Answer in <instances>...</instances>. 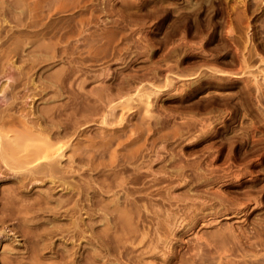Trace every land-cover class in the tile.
<instances>
[{
  "label": "rangeland",
  "instance_id": "rangeland-1",
  "mask_svg": "<svg viewBox=\"0 0 264 264\" xmlns=\"http://www.w3.org/2000/svg\"><path fill=\"white\" fill-rule=\"evenodd\" d=\"M203 1L79 2V17L85 24H80L82 40L80 36L75 37L79 33L72 40L80 38L78 42L82 47L88 42L97 45L99 50L96 51L100 53L96 59H88L90 61L84 64L91 71L82 65L84 70H77L73 77L80 81L90 75L87 86L95 87L101 86L108 78L107 82L112 86L118 84L113 88L124 86L126 89L124 83L127 86L132 84L130 93L127 92L129 88L125 91L127 95L132 93L133 100H129L131 107L128 104L124 111L116 108L117 112L124 113L126 124L121 123L120 118L116 122L112 118L115 123L112 119L111 122H102L100 116L89 121V126L88 121L85 122L94 140L101 139L104 129L111 133L112 145L108 154L97 160L103 162L100 170L82 171L85 177L81 175L75 179L83 185L90 180L94 184H87L90 190L99 184L103 187L102 192L108 195L114 189L120 191L119 195L124 193L133 198L138 194V205L145 212V219L139 222L143 233L128 240L130 243L127 241L126 248L121 246L120 249L114 240L96 237L97 233L92 237L89 226L83 225L86 234L78 242L83 241L82 247L89 248L86 251L90 254L94 252L90 245L97 243L93 250L97 252L101 248V264H264V5L254 10V6L248 7L246 2L235 0H221L222 4ZM201 2L204 8L200 11H204L200 17L206 15L209 24L206 22L205 27L199 28L192 20L183 21L193 3L199 5ZM232 5H236L240 12V21L235 18ZM71 13L68 10L62 12L64 16ZM247 35L253 37L252 43L244 41ZM84 36L89 38L85 40ZM107 43L111 44L110 52ZM96 47L92 46L94 52ZM248 48L252 50V57L249 66L243 67L240 56ZM105 53L111 57L108 59ZM58 62L50 64L51 71L68 65L64 61ZM108 70L110 74L107 78L103 76L104 80L102 73ZM252 72L258 74V81ZM142 85L145 89H153L146 106H142L144 103L140 104L133 94ZM109 133H105L104 140L108 139ZM120 137H126L124 143ZM117 141L122 142L118 144ZM109 154L114 156L113 164L123 162L126 157L131 159V163H125L127 169L120 172L125 179L128 177L126 191L130 194L115 186L104 188L101 179L113 174L110 169L113 159ZM81 164L76 162V167ZM84 164L81 170L86 169L87 163ZM138 171L143 173L141 179H137ZM57 193L55 197L61 194ZM66 194L64 196H68ZM88 196L90 194L85 193L83 198ZM86 213L84 210L81 213L84 222L88 219L95 227L98 225L95 230L104 228L103 222L98 221L102 217L106 222L104 211L97 209L99 214L93 220L86 217ZM69 218L66 216L65 221L68 222ZM112 220L109 223L114 226ZM168 228L174 229L170 231ZM67 237L57 236L55 248L66 242L71 244L65 240ZM89 238L94 242L91 240L88 247ZM20 248L25 249V245L21 244ZM86 251L81 250L83 264L86 263L85 257L90 255Z\"/></svg>",
  "mask_w": 264,
  "mask_h": 264
},
{
  "label": "bare ground",
  "instance_id": "bare-ground-1",
  "mask_svg": "<svg viewBox=\"0 0 264 264\" xmlns=\"http://www.w3.org/2000/svg\"><path fill=\"white\" fill-rule=\"evenodd\" d=\"M80 1L72 0L71 3H66L65 0L64 2L63 0H0V246L4 243L0 252V264H83L81 262L83 260L81 250L83 248L86 251L89 248L84 249L82 247L83 241L81 243L78 241L81 240L83 234H86L83 227L86 224L89 226L90 232L92 231V237H95L94 234L97 233L96 237L99 235L102 240H114L116 241L114 243L116 246H120V249L121 246L126 248L128 240L138 238L137 236L143 233L139 228V222L145 219V212H143L142 207L140 208V204L138 205V194L133 198L124 195V193L119 195L120 191L114 189L111 195L107 193L106 195L104 191L102 192L103 187L99 184L101 188H97L98 185L95 184L96 187L93 186L90 190V186L87 185L90 180H87L86 185H83L81 181L77 182L81 175L83 178L85 177L83 176L84 171L94 170L95 168L100 170L103 162L97 160L108 154L107 151L110 150L112 145V139L109 138L112 137L111 133L104 129L105 133L110 134V136L106 134L108 139H103V136H105L103 132L104 135L101 139L104 141H101V139L94 140L93 135L86 129V124L88 123L89 126V121L96 120L95 116L102 117V122H111L112 118L116 122V119L120 118L123 120L121 123H124V113L117 112L116 108H123L124 111L126 107L128 108L129 100H133L132 93L131 95L126 93L127 90L129 92L133 89L132 84L129 85L128 81V83L126 82L128 86L124 82L122 84L124 83L127 88L130 86L132 89L126 88V90L122 85L123 87L120 88L117 86L118 90H116L117 88L115 87V89L113 86L118 84L112 86L111 82H107L109 78L104 79V77L109 76V70L106 72L104 70L102 73L104 75L100 73L101 77L104 76L105 81L101 83V86L98 84V87L94 85L87 86V77L90 76V73L85 72L89 76L85 75L86 78L80 81L73 77L77 74V70H84L82 65L97 57L96 55L100 53L96 51L99 50L97 45L98 48L92 43V45H89L90 43L87 41L88 43L85 42L87 44L82 47V44L78 42V39L82 37L80 32H83L80 24H85L82 23V18L79 17L81 14L78 10L79 4H81ZM204 1L206 2V0ZM209 1L210 3L214 2V4L216 2L222 4L221 0ZM235 1L239 3L246 2L248 7L254 6V10L264 5V0ZM203 3L201 2V5L193 3L192 10L184 15L183 21L192 20L193 25L199 28L209 24L205 19L206 15L204 18L200 17L204 11H200V8H204V6L202 7ZM232 9H235V18L240 21L241 15L236 10V5H232ZM67 10L69 13L72 11V13L64 16L62 12L65 13ZM205 10L207 9L205 8ZM76 33H79V35L77 34L75 37L80 36V38L72 40ZM87 37H85V40L89 38ZM109 38L108 40H110ZM233 39L235 38L233 37ZM244 41L246 44L252 43L253 37L247 35ZM82 43L84 44V42ZM110 45V43H107V49L110 48ZM92 46L93 48L96 47V53L92 50ZM102 47L104 46L101 45ZM245 48H247V45H245ZM251 51V48H248L246 52L242 51L239 62L243 67L249 66L252 57ZM104 52L106 51L104 50ZM105 56L108 59L111 57H108V53H105ZM88 59L90 60L87 61ZM54 61H64L68 65L51 71L49 66ZM88 71L91 70L88 69ZM98 77L100 78V75ZM257 77L258 74H254L255 80L258 81ZM144 87L143 85L140 88L138 87L137 91L133 93L140 104H145H142V106L149 103V97L153 93L152 88L145 89ZM118 96L123 97L120 99ZM66 97L68 99L64 100ZM117 97L118 101H116ZM85 122L87 123L85 124ZM140 122L138 121V123ZM104 124L108 125L109 123ZM121 125L119 124V126ZM121 128L123 127L121 126ZM124 128L126 129L125 126ZM115 131L118 132V130ZM93 132L95 133V131ZM125 138L120 137V140H126ZM86 141L88 143H85ZM119 142L116 143L119 144ZM110 157L114 158V156ZM126 158V160H122L123 162L116 164H113L114 159H109V161H112L110 162L112 168L110 165L108 167L112 169L113 174L110 172L112 175L103 176V178L105 177L104 180L101 179L107 187L103 184L105 189L115 186L126 191V179L128 177L125 179L120 175V172L127 169L125 163L131 161L129 157ZM79 161H83V163H79ZM84 161L87 163H85L87 167L85 166L86 169L81 170ZM76 162L78 164L82 163L81 166L76 167ZM113 167L116 168L114 171ZM89 173L90 171L84 173V175ZM102 173L106 175V173ZM136 175L137 179H141L143 173L138 171ZM121 191L123 192V190ZM57 192L61 193L59 197H55ZM85 193L90 194V197L83 198ZM126 193L130 194V191L129 193L126 191ZM65 194L68 196H64ZM86 200L91 202H85ZM97 209L106 213H104L106 222L103 221L102 217L101 220L98 218V221L103 222V226H101L104 228L99 227L100 229L95 230L98 225L95 227L88 219L86 220L90 224L87 221L84 222L85 218L81 213L84 210L88 214L86 217L93 220L94 216L99 214ZM66 216L67 218L70 217L68 222H66ZM110 220L114 222V226L109 223ZM104 222L106 225H104ZM164 222L167 223V220ZM173 229H170V231ZM57 236H68L67 239H64L69 240L71 244L68 245V242H66L62 247L60 245V247L55 248V238ZM91 240L93 241V238L87 243L88 247ZM98 240L96 241L98 242ZM15 241H19L20 244ZM129 243L130 241H128ZM21 244L25 245V249L20 248ZM96 244L94 246H92L93 244L90 245L91 248L93 247L92 251H94L92 254L86 251V254L90 255L85 257V264H101L99 263L101 248L99 249L100 252L98 249L97 252L96 249L93 250ZM102 247L105 246L102 244ZM50 251L54 254H51ZM107 253L109 252L107 251Z\"/></svg>",
  "mask_w": 264,
  "mask_h": 264
}]
</instances>
